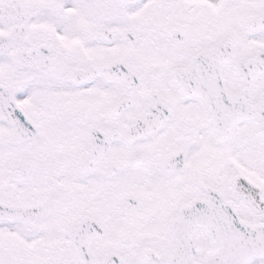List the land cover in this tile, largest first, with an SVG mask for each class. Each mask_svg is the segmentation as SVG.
Instances as JSON below:
<instances>
[{"label": "snow or ice", "instance_id": "snow-or-ice-1", "mask_svg": "<svg viewBox=\"0 0 264 264\" xmlns=\"http://www.w3.org/2000/svg\"><path fill=\"white\" fill-rule=\"evenodd\" d=\"M0 264H264V0H0Z\"/></svg>", "mask_w": 264, "mask_h": 264}]
</instances>
